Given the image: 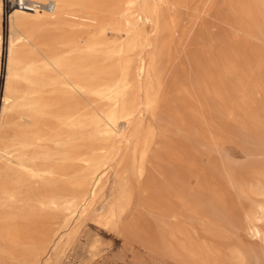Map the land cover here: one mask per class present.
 I'll list each match as a JSON object with an SVG mask.
<instances>
[{
    "label": "rangeland",
    "instance_id": "obj_1",
    "mask_svg": "<svg viewBox=\"0 0 264 264\" xmlns=\"http://www.w3.org/2000/svg\"><path fill=\"white\" fill-rule=\"evenodd\" d=\"M162 5L160 26L146 28L154 44L131 55L135 84L139 52L152 68L136 104L77 95L86 156L96 160L88 167L104 175L95 197L71 189V203L50 207L40 264H264V0ZM0 11L1 185L2 151L32 120L18 99L31 84L24 68H9ZM52 70L47 79H58ZM28 168L16 177L36 191Z\"/></svg>",
    "mask_w": 264,
    "mask_h": 264
},
{
    "label": "bare ground",
    "instance_id": "obj_2",
    "mask_svg": "<svg viewBox=\"0 0 264 264\" xmlns=\"http://www.w3.org/2000/svg\"><path fill=\"white\" fill-rule=\"evenodd\" d=\"M34 1L53 2L54 10L14 9L8 16L11 31L8 65L10 69L24 68L25 82L30 81L31 89L25 90L26 93L18 99L32 121L29 126L21 128L2 151L10 161L6 163V181L0 185L3 209L0 216V264H40L41 256L52 240V227H49L46 215L50 207L58 201L71 203V189L77 190L76 193L86 190L84 195L93 197L98 193L104 169L94 175L88 167L95 158L86 156L84 102L78 98L81 94L93 93L115 105L121 101L131 106L136 104L138 93L144 90L142 82L150 72L151 62L139 52L135 84L132 82L131 55H136L133 52L138 48L142 51L152 45L154 41L147 25L153 29L160 26L166 15L162 4L168 2ZM174 2L181 6L185 0ZM0 10L3 12V0H0ZM116 54L121 57L119 65L112 61ZM52 69L53 74L59 73L58 79H47ZM8 85L10 87L11 79H8ZM46 86H52L50 96L44 94ZM133 111H129V119L134 116ZM14 157L17 167L13 165ZM28 163L31 164L29 168ZM20 168H28L26 173L37 178L39 186L36 191L25 190L26 181L16 177Z\"/></svg>",
    "mask_w": 264,
    "mask_h": 264
},
{
    "label": "built area",
    "instance_id": "obj_3",
    "mask_svg": "<svg viewBox=\"0 0 264 264\" xmlns=\"http://www.w3.org/2000/svg\"><path fill=\"white\" fill-rule=\"evenodd\" d=\"M45 8L48 11L54 10V3H40L34 0H3V17L7 18L14 9L35 11Z\"/></svg>",
    "mask_w": 264,
    "mask_h": 264
}]
</instances>
